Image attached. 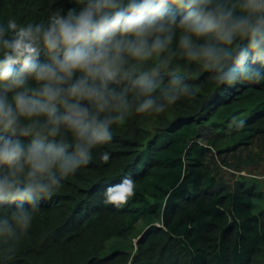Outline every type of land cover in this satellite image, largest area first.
I'll return each mask as SVG.
<instances>
[{
    "label": "clouds",
    "instance_id": "1",
    "mask_svg": "<svg viewBox=\"0 0 264 264\" xmlns=\"http://www.w3.org/2000/svg\"><path fill=\"white\" fill-rule=\"evenodd\" d=\"M217 86L264 83V0H75L42 20L0 18V246L94 159L116 128ZM136 194L130 176L105 197Z\"/></svg>",
    "mask_w": 264,
    "mask_h": 264
},
{
    "label": "trees",
    "instance_id": "2",
    "mask_svg": "<svg viewBox=\"0 0 264 264\" xmlns=\"http://www.w3.org/2000/svg\"><path fill=\"white\" fill-rule=\"evenodd\" d=\"M74 4L0 0V18L42 20ZM101 147L109 160L69 177L28 234L0 246V264H264V176L254 171L264 168V83L217 86L201 74L194 96L128 118ZM127 176L136 194L108 202Z\"/></svg>",
    "mask_w": 264,
    "mask_h": 264
},
{
    "label": "rangeland",
    "instance_id": "3",
    "mask_svg": "<svg viewBox=\"0 0 264 264\" xmlns=\"http://www.w3.org/2000/svg\"><path fill=\"white\" fill-rule=\"evenodd\" d=\"M209 135H212V136H210V137H206V136L202 137V142H206V139H208V138H215L216 137L214 135V133H210ZM218 140L224 142L223 138L222 139H218ZM143 162H144V159L142 160V163H141L142 166H143ZM254 171L257 173V175H256L257 177L261 178L262 176H264V168L263 167L255 169ZM262 181H264V179ZM262 206H263V204H261L260 206L257 205L256 211L259 210V209H262Z\"/></svg>",
    "mask_w": 264,
    "mask_h": 264
}]
</instances>
